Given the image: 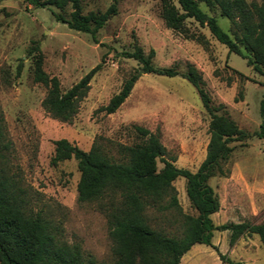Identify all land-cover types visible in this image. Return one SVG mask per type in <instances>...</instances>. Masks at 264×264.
Wrapping results in <instances>:
<instances>
[{
  "label": "rangeland",
  "instance_id": "rangeland-1",
  "mask_svg": "<svg viewBox=\"0 0 264 264\" xmlns=\"http://www.w3.org/2000/svg\"><path fill=\"white\" fill-rule=\"evenodd\" d=\"M250 1V0H247ZM110 0H82L81 12L103 11ZM231 35L229 20L216 7L198 2ZM69 5L34 7L23 0H0V114L10 140L9 168L27 188L33 207H42L58 220L62 237L78 242L97 260L109 259L110 239L105 217L94 202L76 200L78 171L69 158L50 162L53 140L65 138L87 150L93 140L113 152L117 142L130 143V124L159 132L165 156L177 167L194 171L203 159L208 139V115L193 86L180 75L142 73L129 94L112 113L99 107L115 93L122 79L138 67L120 54L137 44L144 53L152 48L155 67L186 62L201 73L212 104L222 103L229 117L248 133L259 123L258 104L264 92V76L245 58L228 52L205 26L185 21L191 39L167 28L159 16L157 0H117L116 13L95 32L70 29L56 20L55 13L68 17ZM37 45L42 69L55 76L61 91L75 83L94 65L99 68L89 80L85 96L70 121L49 116L40 101L45 87L31 80L32 59L27 50ZM242 52L245 53L243 49ZM21 70L15 76L17 63ZM226 176H212L208 184L218 198V209L210 214L215 225L228 222L264 223V139L250 136L234 142ZM157 167L161 163L157 161ZM181 209L194 213L184 192V180L172 181ZM229 231L214 230L211 245L195 243L181 255L178 264H264V243L257 234L244 233L232 244ZM219 254L224 257L220 259Z\"/></svg>",
  "mask_w": 264,
  "mask_h": 264
},
{
  "label": "trees",
  "instance_id": "trees-1",
  "mask_svg": "<svg viewBox=\"0 0 264 264\" xmlns=\"http://www.w3.org/2000/svg\"><path fill=\"white\" fill-rule=\"evenodd\" d=\"M23 1L34 7L50 5L60 10L69 5L68 17L55 13L56 20L70 29L89 33L94 40L95 32L116 13L117 3L110 0L103 11L82 13V0ZM157 1L159 16L167 28L197 40L199 36L189 32L185 24L191 19L198 26H205L228 52L245 58L255 72L264 76V0ZM198 2L216 7L229 20L231 35L217 25L213 16L202 11ZM27 54L32 59L31 80L45 87L40 101L42 109L52 118L70 121L99 64L61 91L57 78L48 76L42 69L38 46L29 47ZM120 54L134 59L138 67L122 79L119 89L99 109L114 112L129 94L139 71L180 75L193 86L208 115L203 159L194 171L175 166L173 159L165 156L159 132L137 124L129 125L134 140L117 142L113 152L97 140L87 150L65 138L53 140L50 162L56 164L73 158L78 171L76 200L96 203L105 217L110 239L109 259L97 260L83 251L78 242L64 240L60 222L47 215L42 207L31 205L27 188L9 168L10 140L0 114V264H178L191 245H211L212 232L224 229L229 231V244L244 233H255L264 243V223L213 224L210 214L218 209V198L208 184L210 177L228 174L227 162L234 142L250 136L264 139V92L258 104L259 123L248 133L229 117L224 104L211 103L201 73L193 64L186 62L181 72L176 64L155 67L151 63L153 49L144 53L135 42L130 51ZM21 66L19 61L15 76L19 75ZM157 161L161 163L159 168ZM177 177L184 180L185 196L194 213L184 212L178 203L172 184ZM219 257L224 256L219 254Z\"/></svg>",
  "mask_w": 264,
  "mask_h": 264
}]
</instances>
